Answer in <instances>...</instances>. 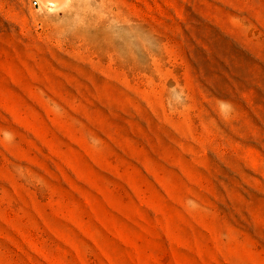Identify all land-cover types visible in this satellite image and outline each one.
<instances>
[{"label":"rangeland","instance_id":"374dc122","mask_svg":"<svg viewBox=\"0 0 264 264\" xmlns=\"http://www.w3.org/2000/svg\"><path fill=\"white\" fill-rule=\"evenodd\" d=\"M63 1L0 0V264H264V0Z\"/></svg>","mask_w":264,"mask_h":264},{"label":"bare ground","instance_id":"6f19581e","mask_svg":"<svg viewBox=\"0 0 264 264\" xmlns=\"http://www.w3.org/2000/svg\"><path fill=\"white\" fill-rule=\"evenodd\" d=\"M45 2H47L49 5H56V3L59 1V0H44ZM65 1V0H64ZM63 1V3H64ZM60 4V3H59ZM59 6V5H58Z\"/></svg>","mask_w":264,"mask_h":264},{"label":"built area","instance_id":"2783aa9c","mask_svg":"<svg viewBox=\"0 0 264 264\" xmlns=\"http://www.w3.org/2000/svg\"><path fill=\"white\" fill-rule=\"evenodd\" d=\"M35 4H38V2H37V1H35Z\"/></svg>","mask_w":264,"mask_h":264}]
</instances>
